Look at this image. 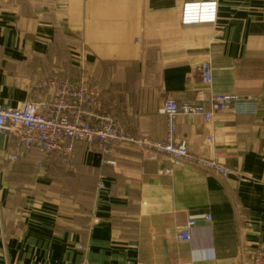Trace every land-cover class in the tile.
Listing matches in <instances>:
<instances>
[{"label":"crops","instance_id":"1","mask_svg":"<svg viewBox=\"0 0 264 264\" xmlns=\"http://www.w3.org/2000/svg\"><path fill=\"white\" fill-rule=\"evenodd\" d=\"M208 3L214 19L182 21ZM206 60L210 90L255 112L180 115L176 136L243 179L128 145L76 142L70 168L35 149L9 160L0 134V264H250L264 246V0H0V107L50 99L49 76L83 79L125 131L164 139L163 99L193 101Z\"/></svg>","mask_w":264,"mask_h":264},{"label":"built area","instance_id":"2","mask_svg":"<svg viewBox=\"0 0 264 264\" xmlns=\"http://www.w3.org/2000/svg\"><path fill=\"white\" fill-rule=\"evenodd\" d=\"M200 6L201 11L206 10L207 17H202L203 14L198 16L194 11L190 13L193 6L185 4L182 21L191 23L214 19V3ZM195 74L199 78V88L195 90L193 101L179 102L171 96L163 99L159 111L166 117L164 139L125 131L99 101L97 91L83 79L49 76L38 87L51 89L50 99L40 102L27 100L17 107H0V134L13 137V150L6 157L16 160L22 150L35 149L70 168L76 142L93 144L104 155L114 147L128 145L142 154L164 155L174 166L199 168L221 177L237 175L243 179L239 172L218 160L190 152L186 142L176 136L180 115H201L206 123H210L216 114L229 108L236 113L255 112L254 101L210 90L213 72L209 60L200 63ZM99 187L104 186L100 183ZM194 226L195 221L188 220L175 238L189 242ZM250 264H264V246L252 252Z\"/></svg>","mask_w":264,"mask_h":264},{"label":"bare ground","instance_id":"3","mask_svg":"<svg viewBox=\"0 0 264 264\" xmlns=\"http://www.w3.org/2000/svg\"><path fill=\"white\" fill-rule=\"evenodd\" d=\"M199 7H200V8H199ZM190 9H193V10H191L190 13H192L193 11L196 13V12H197L196 9L200 10V9H201V6H200V5H199V6H193V7H191ZM204 11H206V10H204Z\"/></svg>","mask_w":264,"mask_h":264}]
</instances>
